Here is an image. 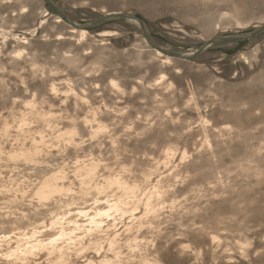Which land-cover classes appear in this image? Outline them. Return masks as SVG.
<instances>
[{
	"label": "rangeland",
	"instance_id": "374dc122",
	"mask_svg": "<svg viewBox=\"0 0 264 264\" xmlns=\"http://www.w3.org/2000/svg\"><path fill=\"white\" fill-rule=\"evenodd\" d=\"M52 1L71 21L80 25H89L108 12L135 15L144 21L153 43L180 53H195L211 38L247 35L264 26V0H229L230 3L221 5L213 0L203 1V5L192 0ZM23 7H28L29 11L22 14ZM28 14L25 20L20 18ZM57 16L47 0H0V78H3L0 79V92L3 91L0 116H8L10 109L22 106L20 100L32 99L35 95L44 108H53L62 115L63 121L67 114L81 119L90 115L91 109H96L109 132L100 135L101 138L98 136L97 142L89 139V126H84L80 141L85 139L82 145L86 153L81 152L80 158H99L102 154L100 158L110 164L118 153L122 158L134 155L135 175L161 163L149 183L140 178L138 183L140 192H150L160 179L158 185L165 192L160 217L153 228L145 227L142 231L144 244H149L150 250L158 248L162 264H264V224L261 222L264 221V33L250 40L210 44L191 61L167 62L161 57L160 60L154 46L146 43L145 32L134 20L119 17L106 20L85 29L89 35L79 41V37L71 33L70 24L58 23ZM42 17L46 23L40 26ZM67 53L74 64L66 62ZM33 67L44 70L38 75ZM27 74L38 77L34 75L32 79L36 77V80L29 82ZM64 81H68L71 88ZM112 81L118 84L116 88L112 87ZM27 82L33 93L27 89ZM52 84L60 89L53 95L49 91ZM67 91L84 92L85 97L82 93L80 96L83 100L87 98L88 103L85 105L80 100L82 103L78 101L80 104L76 107L77 97L72 93L68 95ZM19 95L25 97L20 99ZM79 110L81 115L76 112ZM7 119L10 120V116ZM128 127L131 131L126 132ZM1 128L0 141L7 146L14 143L13 135L3 137ZM169 145L177 149L174 167L165 166L164 162V152ZM63 149L65 157L61 151H56L55 155L54 150V155L50 153L54 157L48 156L49 163H60V166L63 163L62 166L71 170L75 154ZM91 151L92 156L86 157ZM184 151L185 159L182 158ZM22 171L21 167L6 168L0 163V195L21 186L27 191L26 203L35 205L38 199L29 192L39 178ZM78 186H74L73 193L78 192ZM255 198L262 204H254ZM212 214L225 223L218 226ZM201 227L204 228L202 233ZM124 252L129 254L127 250ZM129 264L145 263L136 258Z\"/></svg>",
	"mask_w": 264,
	"mask_h": 264
},
{
	"label": "bare ground",
	"instance_id": "6f19581e",
	"mask_svg": "<svg viewBox=\"0 0 264 264\" xmlns=\"http://www.w3.org/2000/svg\"><path fill=\"white\" fill-rule=\"evenodd\" d=\"M192 1H196V2L199 1V3H201V4L204 3L203 1L206 2V0H192ZM213 1H215L217 3L221 2L220 5L222 3H228V2L230 3L229 0H213ZM24 5H25V3H24ZM187 5H188V3H187ZM189 6H191V5H189ZM217 7H219V6H217ZM27 8L28 7H23L21 9V13L23 14L25 12H28L29 9L27 11L26 10ZM30 10H31V8H30ZM46 11L47 10H44L45 13H46ZM222 12L224 14V11H222ZM118 13L126 14L124 12L118 11V12H108L105 15H114V14H118ZM127 15H130V14H127ZM29 16H30V14L24 15V16L21 15L20 18L25 20L26 18H29ZM130 16H132V15H130ZM31 19H32V16H31ZM56 20L58 23L59 22L64 23L66 21L59 14L56 17ZM134 21L137 22L138 24H140L137 20H134ZM142 22L144 23L143 20H142ZM45 23H46V20L42 17L39 25L43 26ZM75 23L77 25H80L77 22H75ZM144 26L146 27L145 23H144ZM261 27H264V26H261ZM261 27H259V28H261ZM141 28H142V26H141ZM69 29L71 30V33H73L74 35L76 34L79 37V41L85 40V38L89 35L87 30L78 29L77 27L72 26L71 24L69 26ZM146 32H147V29H146ZM149 37H150V34H149ZM11 39H12V37H11ZM145 39H146V43L147 44L149 43L151 46V43H150V41H152L151 38L149 40V39H147V37H145ZM211 39H213V38H211ZM26 40H27V38H25V43H26ZM159 47H161V46H159ZM167 49L169 51H173L170 48H167ZM153 50H154V53L159 57V59H160V57L162 59L164 58L163 60H165L167 62L172 61V60H178V59L183 60L182 58H176L170 54L161 52L160 50H158L155 47L153 48ZM42 52L44 53V51H41V53ZM173 52H175V51H173ZM193 53L194 52H192V54ZM183 54L192 55L191 53L190 54L189 53H183ZM38 55H40V53H38ZM66 55H67V57H65L66 62L68 64H74L73 60L70 57H68L69 56L68 53ZM61 56H62V53H61ZM60 59H62V58H60ZM65 67H67V66H65ZM68 67H70V66H68ZM34 69H36V71H38L37 68H34ZM32 70L30 71L31 73H33ZM43 70L44 69H42V71ZM36 71H34V72H36ZM42 71H38V75H39V72H42ZM15 72H16V70H15ZM29 74H27V75L29 76ZM18 75H20V74H18ZM32 75L29 76L30 77L29 82L31 81L32 77H34V75L37 76L36 74H34L33 76ZM78 75H80V74H78ZM16 77L18 78V76H16ZM21 77H23V76H21ZM15 78H13L14 82L16 80ZM20 78L18 80H21ZM0 79H3V78H0ZM34 79H32V81ZM38 79L41 81L40 78H37V80ZM43 79H45V78H43ZM43 79H42V81H43ZM24 81H25V79H24ZM112 82H115V81H112ZM20 83L23 84L24 82L21 81ZM20 83H18V85ZM3 84L4 83H2V85ZM25 84H26V82H25ZM29 84L30 83L27 84V89L29 88L28 87ZM115 84L118 86V84L116 82H115ZM0 85H1V83H0ZM35 85H36V83H35ZM52 85H55V84H52ZM52 85H51L49 91H51ZM23 87L26 88V86H24V85H23ZM23 87H22V89H25ZM35 87H34V90H35ZM9 88L11 89V87H9ZM56 88H57V92L60 91V89L57 86H56ZM5 89H7V88H5ZM42 89H44V88L42 87L41 90ZM15 90H16V88H15ZM28 90H30V89H28ZM6 91L7 90H5L4 93L9 95V93H6ZM45 91H47V89H45ZM76 91H75V96H73V97H75V98L77 97L76 107H78V105L80 103H82V101L80 102V100H83L85 96L83 94L84 92L83 93L80 92V94L81 93L83 94L81 96H84V97H81L80 94ZM2 92H0V93H2ZM24 92H26V91L24 90ZM33 92L34 91L32 90V93ZM52 93L53 92H51V94ZM69 93L70 92H68V95H69ZM3 96H5V95H3ZM19 96H20V99L25 97L24 96L21 98V95H19ZM19 96H17L16 100L18 99ZM35 96L32 97V99L28 98V99L20 100V101H22L21 102L22 106L21 107H20V105L18 106V107H20V109H17L18 107L15 108L16 106L15 107L13 106L14 108L10 109L11 111H10V114L8 116L7 115H6V117H3L2 115L0 116V119L2 120V121L0 120L1 121L0 126L2 127L1 128L2 136L4 137L5 135H7L10 137L13 135V138L12 137L11 138L12 139L15 138L14 143H11V140L9 138L11 144L8 142L10 144L8 146L6 145L7 143L4 144V141H0V163H2L4 165V167L6 166V168L12 166L14 168L19 169L21 167L23 169L22 172L27 173V175L28 174H30L32 176L35 175L37 178H39L36 181V183H34L33 188L31 190H30V187L26 186L30 190L29 195L36 196V198L38 199V201H37V203H35V205H31V204L26 203L25 198H26V192L27 191L24 190L23 187H21V186L18 188H15V189H12V188L7 189L5 191V193L0 195V200H4V201L0 202V225H2V227H0V264H129V261H132L136 258L142 260L145 264H162V262L160 260V253L158 252V248L154 247V249L150 250L149 249L150 245L144 244L145 240H144V237L142 235V231H143V228L145 229V227L153 228V225L156 223L155 222L156 219L158 217H160L161 212L163 211V207L160 206V204L162 202L161 201L162 197L165 196V192H163L160 189V186L158 185L159 182L161 181L160 179H158L157 183L155 184V187L150 192H140V184L138 183L139 178L141 180L145 181L146 183H149L151 181L150 176L155 174V173L157 174L161 163L157 164L156 166H153L151 169H146V170L143 169V171L140 175H135L134 171L137 170L135 168V166H137V165L134 164L135 160L132 158V157H134L133 154H132L133 155L132 157H131V155L130 156L126 155V157L123 156L124 158H122V157H119V153H118V156L115 159V161L114 162L112 161L113 163L111 162L112 164L111 163L110 164L105 163L104 158L103 159L100 158L102 156V154L99 158L92 156V154H93L92 151L90 154L87 153L88 155L85 154L86 157L87 156H92V157L80 158V156L82 154L81 152L85 151V148L80 143L81 142L80 139L82 138L80 135V134H82L81 130L84 128V126H86V127L89 126V125L85 124V122H84L85 118L87 120H90V121L94 119V123H92L89 126V129H90L89 134L91 136L93 134V131L99 129L101 127V125H104L106 127H108V125L102 120V118H100L96 109H91V108H90L91 114L90 115L85 114L86 117H84V118H82L80 116L81 117V119H80L78 115L77 116L73 115V114L68 115L66 113L67 116L64 117L65 119L63 121L62 115H60L57 112H54L53 108H50V109L44 108L42 106V102L37 101ZM53 97H55V95ZM56 97H57V95H56ZM67 97H69V96H67ZM70 97L72 98V96H70ZM6 98H7V96H6ZM64 98H66V97H64ZM75 98L73 100H75ZM131 98H133V97H131ZM1 99H3V98L1 97ZM5 99H4V101H5ZM85 99L87 100V98H85ZM64 100L65 99H63V101ZM133 100H131V101H133ZM12 101H13L12 103H14V99ZM78 101L80 103H78ZM83 101H85V100H83ZM73 102H75V101H73ZM134 102H136V101H134ZM137 102H138V99H137ZM63 103L65 104L66 101ZM83 104H85V103L83 102ZM12 105H14V104H12ZM43 105L45 106V105H47V103L43 104ZM4 107H6V106H4ZM68 107H70V106H68ZM229 107H231V106H229ZM84 108H83V110L85 111ZM115 108H116V106H115ZM70 109H72V107ZM81 109H82V107H81ZM74 110H75V108H74ZM83 110H82V112H83ZM111 111H110V113H114ZM114 111H117V110H114ZM76 112H78V114H79L80 110L76 111ZM90 112H88V113H90ZM107 112H108V110H107ZM85 113H86V111H85ZM63 114H65V112ZM79 115H81V114H79ZM9 116H10V120L7 119ZM109 116H111V115H109ZM107 117H108V115H107ZM107 117H105V119ZM103 119H104V117H103ZM107 119H110V117ZM73 121L75 123H73ZM243 128H242V130H243ZM12 129H14V130H12ZM73 129L75 130L77 135H70L69 134L73 131ZM162 129L163 128L159 129L160 133L163 132V131H161ZM83 130H85V129H83ZM86 130L88 131V129H86ZM153 130L155 131V129H153ZM156 130H157V128H156ZM48 131H49V133L47 135ZM12 132H14V134H12ZM103 133L104 132H99L97 137L102 135ZM86 134H88V132ZM148 134H149V132H148ZM158 134H159V132H158ZM158 134L156 133V135H158ZM152 135H154V134H152ZM83 136H85V135H83ZM148 137H150V136H148ZM154 137H155V135H154ZM100 138H101V136H100ZM6 139H5V141H6ZM157 139H159V138H157ZM0 140H1V136H0ZM83 140H85V139H83ZM100 140H102V139H100ZM96 141H97V138H96ZM158 141H160V140H158ZM76 145H80V147H76ZM100 145H101V143H100ZM90 146H91V144H90ZM143 146H145V145H143ZM63 148H66V151H69V153L70 152L74 153L75 154L74 157H75L76 161H82V163H76V161H75V164L70 166L71 170H68L69 168L66 165L62 166L63 163L61 164V166L59 165L60 163H58V164L55 163L54 165L50 164L49 162H51V161H49L48 156L50 155V153L53 154L52 151H54V150H55V155H57L58 152L61 151L62 156L65 157L66 153L64 154L63 153L64 151L62 152ZM97 149H98V147H97ZM139 149H141V148H139ZM63 150H65V149H63ZM175 150H177V149L172 148L171 145L166 146V150L164 152L165 153L164 162L166 163L165 166L168 164L171 167L175 166V163H174L175 162V155H174ZM56 151H58V152H56ZM89 151H90V149H89ZM85 153H86V151H85ZM216 153H217V151H216ZM74 154H72V155H74ZM53 155H50V156L52 157ZM209 156H210V154H209ZM185 157H186V151H184L182 158L185 159ZM202 158H204V156ZM215 158H216V156H215ZM66 159H68V158H66ZM124 161H129L130 163L127 164ZM200 163H199V166H200ZM12 173H14V172H12ZM25 173H24V175H25ZM199 173H201V172H199ZM8 174H9V171H8ZM34 179H36V178L34 177ZM2 185H5V184H2ZM75 185H79L78 186L79 189H78V192L73 193L72 190L74 191ZM0 188H2V187H0ZM19 192L21 193V195L19 194L20 196L18 195ZM166 193H167V191H166ZM33 200H34V198H33ZM79 200H81V203H76ZM90 200H94V203H88ZM225 201L227 202L228 200H225ZM255 201L256 202L254 204H257L260 200L258 201L256 199ZM259 204H262V203L259 202ZM259 204H258V207H259ZM22 205H27V207H20ZM233 205H231V206H233ZM236 206L237 205H235V207ZM261 206H263V205H261ZM6 207H8V208H6ZM9 207H11V208H9ZM262 209L264 210V208H262ZM47 216H50V217L48 219H46ZM209 216H211V214ZM256 216H259L261 218L260 215H256ZM214 217H215L214 220L218 226L221 223H225V221L218 218L217 216H214ZM263 217H264V215H263ZM258 220L259 219H256L257 222H258ZM119 221H120V223H122V226H120V227H119L120 223H118ZM261 222L264 224V221H261ZM186 230H188V229H186ZM186 230H184V231H186ZM200 230H202V231H200L201 233L204 232L203 231L204 228L201 227ZM202 237H204V236H202ZM202 237H201V239H202ZM41 248L43 250H40ZM172 248L173 247H171L170 249H172ZM125 250H127L129 252V254H126L124 252ZM29 253H31V254H29ZM171 253H172V251H171ZM166 254H167V252H166ZM174 257H173V259H174ZM165 259H164V261H165ZM181 261H182V259H181ZM168 263L169 262H167V264ZM171 263H172V261H171Z\"/></svg>",
	"mask_w": 264,
	"mask_h": 264
},
{
	"label": "water",
	"instance_id": "95a60500",
	"mask_svg": "<svg viewBox=\"0 0 264 264\" xmlns=\"http://www.w3.org/2000/svg\"><path fill=\"white\" fill-rule=\"evenodd\" d=\"M49 2L50 5H52V7L54 8V10L61 15V17L63 19H65L67 22H69L72 26L77 27L78 29H89L90 27H94L97 26L99 24H102L104 21L109 20V19H114V18H126L129 20H137L140 25L142 26L143 31L145 32V35L147 37V39L150 40L149 37V33L146 32V27L144 26V23L142 22L141 18L133 15H127V14H123V13H118V14H114V15H104L103 17L89 23V25H77L75 22L73 23L62 11L60 8H58L56 5H54L52 0H47ZM264 33V27H261L259 29H256L254 31H252L250 34L247 35H236V36H221V37H217V38H213L207 41V43L203 44V46L195 53H193L192 55H185L183 53H177V52H173V51H169L166 48H162L157 46L155 43H153L152 41H150L151 45L154 46L155 48H157L158 50H160L161 52L170 54L176 58H182L185 60H193V58L197 57L198 55H200L201 53L204 52V50H206V48L210 45V44H215V43H222V42H236V41H241V40H250L251 38H254L256 36H259L261 34Z\"/></svg>",
	"mask_w": 264,
	"mask_h": 264
},
{
	"label": "clouds",
	"instance_id": "9594fccd",
	"mask_svg": "<svg viewBox=\"0 0 264 264\" xmlns=\"http://www.w3.org/2000/svg\"><path fill=\"white\" fill-rule=\"evenodd\" d=\"M0 70H2V69H0ZM64 83H69V82H68V81H64ZM69 87L71 88V84H70V83H69ZM112 87H114V88L117 87V85L115 84V82H112ZM51 91H52L53 93L57 92V88H56L55 85H52ZM72 95H75V93L73 92ZM84 103L87 104L88 101L85 100ZM84 122H85L86 125H89V126H90L92 123H94V119L90 121V120H87V119L85 118V121H84ZM73 123H75V122L73 121ZM125 131H126V132H127V131H131V128H130V127L125 128ZM99 132L108 133V132H109V128L106 127V126H104V125H101V127H100L99 129L93 131V134H92V136H91L90 139H91V140H95V139L97 138V135H98ZM69 134H70V135H77V133L75 132L74 129H73V131H72L71 133H69ZM84 142H85L84 140H81L80 143L83 144ZM113 146H115V145H113ZM76 147H80V145H76ZM76 163H82V161H76ZM0 227H2V225H0ZM40 250H43V249L41 248ZM29 254H31V253H29ZM9 258H10V257H9Z\"/></svg>",
	"mask_w": 264,
	"mask_h": 264
}]
</instances>
